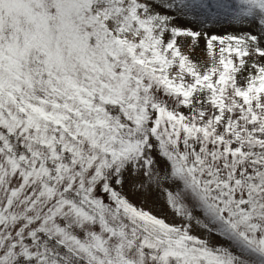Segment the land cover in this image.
I'll use <instances>...</instances> for the list:
<instances>
[{
  "label": "snow or ice",
  "instance_id": "1",
  "mask_svg": "<svg viewBox=\"0 0 264 264\" xmlns=\"http://www.w3.org/2000/svg\"><path fill=\"white\" fill-rule=\"evenodd\" d=\"M0 264H264V0H0Z\"/></svg>",
  "mask_w": 264,
  "mask_h": 264
}]
</instances>
